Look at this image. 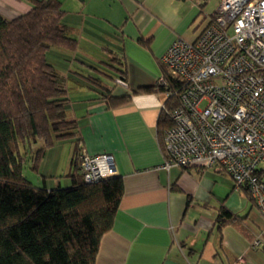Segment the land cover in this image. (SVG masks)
<instances>
[{
	"label": "crops",
	"instance_id": "0c3cea01",
	"mask_svg": "<svg viewBox=\"0 0 264 264\" xmlns=\"http://www.w3.org/2000/svg\"><path fill=\"white\" fill-rule=\"evenodd\" d=\"M58 1L76 49L49 51L47 61L52 56L48 62L78 87L75 100L66 89L68 103H73L65 109L77 122L82 148L91 155L111 154L124 187L95 264H264V219L246 190H236L232 179L218 170L165 169L156 129L166 96L140 91L156 86L161 58L175 40H197L220 0ZM29 10L23 0H0V16L6 20ZM104 56L112 62L114 77L100 70L107 64ZM114 59L122 66L113 64ZM74 64L113 85L101 79L96 82L100 87L92 85L83 69L72 71ZM116 67L125 72L124 83ZM106 90L129 100L107 109L102 98ZM55 185L61 187L60 182ZM43 187L55 188L47 182ZM221 211L231 218L220 227ZM256 240L259 245L252 247Z\"/></svg>",
	"mask_w": 264,
	"mask_h": 264
},
{
	"label": "trees",
	"instance_id": "16d2710c",
	"mask_svg": "<svg viewBox=\"0 0 264 264\" xmlns=\"http://www.w3.org/2000/svg\"><path fill=\"white\" fill-rule=\"evenodd\" d=\"M23 1L30 6L27 13L12 20L0 16V264H95L100 239L112 228L123 180L114 176L92 184L83 181L84 149L77 122L66 114V79L46 58L51 50L74 52L76 39L62 22L60 1ZM113 64L122 66L116 59ZM161 67L167 87L140 91L169 93L156 129L164 152L168 112L178 104L181 82ZM117 71L124 83L125 72ZM87 80L100 87V79ZM104 93L107 109L129 100ZM66 140L73 144L69 186L48 191L23 177V158L34 144L44 143L31 151L37 163L46 149ZM230 218L221 211L217 224L221 227Z\"/></svg>",
	"mask_w": 264,
	"mask_h": 264
},
{
	"label": "built area",
	"instance_id": "2783aa9c",
	"mask_svg": "<svg viewBox=\"0 0 264 264\" xmlns=\"http://www.w3.org/2000/svg\"><path fill=\"white\" fill-rule=\"evenodd\" d=\"M161 64L181 82L163 134L164 168L227 174L264 219V0H220L197 40H175ZM156 86L167 87L163 74ZM80 159L86 184L116 176L109 153L83 150Z\"/></svg>",
	"mask_w": 264,
	"mask_h": 264
},
{
	"label": "rangeland",
	"instance_id": "374dc122",
	"mask_svg": "<svg viewBox=\"0 0 264 264\" xmlns=\"http://www.w3.org/2000/svg\"><path fill=\"white\" fill-rule=\"evenodd\" d=\"M54 51V50H51ZM51 54V52H50ZM49 54V55H50ZM104 62L106 66L104 65V68H101V72L103 74L113 76V72L111 67L109 65L112 63L111 60H107L106 56L103 57ZM52 59V56H48V61ZM110 61V63H109ZM109 64V65H108ZM108 65V66H107ZM102 67V66H100ZM74 68L72 71L75 72H82V69L86 73V76H90L93 79H101L103 83L107 86H112L113 84L110 83V80L107 77H104L103 75L98 74V72L91 71L90 69L85 70L84 68L78 67L76 64H74ZM79 68V70H77ZM66 70H70L69 64H66ZM70 71V74L73 76H76L74 72ZM67 74L66 72H64ZM76 78H80L79 76H76ZM66 79V78H65ZM85 81L86 86H89V83L85 79H82ZM66 89L68 90V95L72 100H75L79 97L80 93H78V87L74 88L75 84H73L70 80L66 79L65 82ZM87 88V87H86ZM77 91H76V90ZM69 98V100H70ZM73 103H67L69 106ZM163 139V138H162ZM44 143L41 141H38L36 144L32 146L31 151L33 150V154L35 151L39 148H42ZM73 144L71 141H59L55 142L52 147L45 150L44 156L40 158V160L36 163L34 162V156L31 151H27L23 158V165H22V175L26 180H28L33 186H38V188H44V182H47L49 185L56 186L55 184L57 182L61 183V187H67L70 185V180L67 178V174L72 171L71 167V157H72V150H73ZM72 168V169H71ZM45 189V188H44Z\"/></svg>",
	"mask_w": 264,
	"mask_h": 264
}]
</instances>
